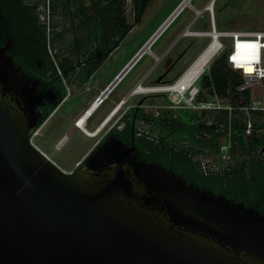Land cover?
Masks as SVG:
<instances>
[{"label":"water","instance_id":"water-1","mask_svg":"<svg viewBox=\"0 0 264 264\" xmlns=\"http://www.w3.org/2000/svg\"><path fill=\"white\" fill-rule=\"evenodd\" d=\"M10 49L0 47V264H264V215L138 161L119 140L72 173L56 166L32 143L39 108L55 97L41 94Z\"/></svg>","mask_w":264,"mask_h":264},{"label":"flooded vegetation","instance_id":"flooded-vegetation-1","mask_svg":"<svg viewBox=\"0 0 264 264\" xmlns=\"http://www.w3.org/2000/svg\"><path fill=\"white\" fill-rule=\"evenodd\" d=\"M6 1L12 16L9 21L12 35L19 31V24L22 25L21 15L24 16V21L35 17L38 21L37 27L42 30L46 28L42 16L49 18L54 14L50 8L54 0H0V4ZM17 4L34 10L21 13L16 8ZM228 5L233 7L231 1L226 4ZM129 6L130 11H133L132 0L129 1ZM120 8L121 13H109L105 16V45L64 46L54 50V62L47 56L43 67L38 62V90L43 95L52 94L55 97L52 103L45 101L39 108L44 114L41 128H45L57 117L53 130L54 134L59 136L57 140L63 148L72 138H76L72 142L75 148L90 150L97 149L110 139H116L134 148L133 154L137 157L138 148L150 141L157 154L162 156L174 146L175 120L183 117L188 128L189 114L204 111L189 108L186 103L189 90L180 96L173 91V87L207 47V30H193L194 26L186 27L168 45L158 49L157 53L149 50L143 53L137 61L140 62L146 57L148 61L140 70L139 78L128 89L120 88L127 75L120 80L119 75L138 54L135 52L130 61L116 69L115 64L120 62L123 56L118 54L121 42L118 46L116 42L135 19L134 13L129 14L125 0ZM56 11L61 20H70L61 8ZM218 11L222 12V9ZM17 13L20 14L19 17ZM6 20L0 8V36ZM214 29L217 31L216 26ZM210 30L212 31V27ZM193 48L196 50L192 52ZM196 53L198 55L192 60ZM196 87L200 92L199 87ZM54 105V110L48 114ZM81 125H84L87 134L79 129ZM183 139L184 142H189L188 135H183ZM258 157L264 160V146L260 148ZM202 158L204 157L200 156L201 161ZM218 161L223 163L222 167L213 164L212 170L220 171L229 162L220 159Z\"/></svg>","mask_w":264,"mask_h":264},{"label":"trees","instance_id":"trees-1","mask_svg":"<svg viewBox=\"0 0 264 264\" xmlns=\"http://www.w3.org/2000/svg\"><path fill=\"white\" fill-rule=\"evenodd\" d=\"M124 0H92L93 13L86 11L85 0H54L51 9L55 13L58 8L63 10L70 28L73 29V45H105L103 33L105 16L109 13H121V3ZM135 19L121 33L116 46L127 36L131 29L140 22L150 0H132ZM6 22L3 33L0 36V47H6L11 42V49L7 52L17 66L26 73L32 81H40L38 62L45 63L46 56L54 62L55 54L50 55L46 28L37 27V19L31 17L24 21L20 16L22 25L15 35L10 34V6L7 1L0 4ZM16 8L21 13L31 12L34 8L17 4ZM17 9V10H18ZM73 17V19H72ZM77 21V24L75 22ZM55 28V27H53ZM54 38L63 40V34L55 33ZM203 88L209 96L220 101L227 102L231 113L227 110L199 111L189 114L188 128L183 117L175 120L174 146L164 155H158L152 142L147 141L138 148V161L148 164L161 165L168 171L182 176L189 185L199 188L201 191H210L215 196H225L235 203H242L246 208L253 209L264 215V160L258 157L260 148L264 146V111L250 113L252 132L246 135L247 116L240 112V108L251 104L249 89L239 90L244 84L239 71L232 70L227 62V55L223 54L214 61L209 69V74L201 76ZM53 93L55 90L52 89ZM199 92L196 102L203 101ZM264 95V94H263ZM264 97V96H263ZM264 99V98H263ZM55 105L49 109L52 112ZM188 135L189 142H184L183 135ZM200 135H204L201 137ZM230 135L231 148L229 151L230 161L220 171L212 170L211 165L222 167L220 159L221 139ZM214 156L213 163L201 161L200 156ZM206 165L208 167H206ZM208 168V169H205Z\"/></svg>","mask_w":264,"mask_h":264},{"label":"rangeland","instance_id":"rangeland-1","mask_svg":"<svg viewBox=\"0 0 264 264\" xmlns=\"http://www.w3.org/2000/svg\"><path fill=\"white\" fill-rule=\"evenodd\" d=\"M126 1V8L130 13L129 1ZM185 0H150L146 7L144 15L140 22L136 24L133 29L127 34V36L120 43V49L118 54H122L120 62L115 64L116 69L121 68L125 63L130 61L131 56L135 52H140L146 43L155 35V33L164 25L165 22L171 17V15L182 5ZM210 0H191L187 6H185L177 17L162 31L159 37L150 47V51L156 52L158 48L168 45L176 35L181 32L187 25L195 18L194 10H201ZM231 1V5L226 6ZM47 4V2H46ZM86 11L93 13L94 5L92 0H85ZM215 4V25L218 33L221 32H252V31H264V0H214ZM222 12H219V9ZM47 9V6H46ZM214 11V10H213ZM57 12V11H56ZM51 14L49 18L42 16L46 23V35L48 40L49 54L54 56V50H57L64 46L73 45L74 30L70 28L68 20H61L58 18L57 13ZM77 24V21L75 22ZM55 27V28H53ZM206 29L207 33H212L210 16L206 13L199 22L192 28L193 30ZM63 34V40L55 38L53 34ZM219 41L222 44V49L214 57L212 61L228 54L230 48V40L221 38ZM211 43V38L208 36L205 39V44L208 46ZM198 53L194 54L192 60ZM147 57L140 62H136L126 73V78L120 88L126 87L128 89L139 78V72L144 67ZM212 61L205 70V75L209 74V69ZM131 62V61H130ZM245 74H252L254 69L252 66H243ZM203 80H198L195 86L200 89V98L202 100H208L212 103V106L220 105L221 107L227 106V102L218 101V99L209 96L208 91L203 88ZM201 84V86H199ZM251 94V102H257L261 99L264 93V83L261 85H255L249 87ZM193 110V109H191ZM57 117L52 119L45 128H40L38 132L33 136L32 143L44 153L56 166L62 171L69 174L74 172L79 165L85 160V158L91 153L92 150L86 148H75L72 142L76 138H72L71 142L64 148L58 142V138L54 134V121ZM221 139L220 142H222ZM76 145V144H75ZM77 146V145H76ZM60 147V148H58ZM214 156H206L205 163H213Z\"/></svg>","mask_w":264,"mask_h":264},{"label":"built area","instance_id":"built-area-1","mask_svg":"<svg viewBox=\"0 0 264 264\" xmlns=\"http://www.w3.org/2000/svg\"><path fill=\"white\" fill-rule=\"evenodd\" d=\"M205 9L209 10L207 7ZM209 13L212 19L213 13L211 11H209ZM212 32H215L214 27H212ZM207 34L208 33H206V35ZM219 34L221 35L219 39L226 38L231 42L227 54V62L230 68L232 70L239 71L243 78L244 84L239 88V90L249 89V87L251 86L261 85L262 83H264V31H233L221 32ZM243 66H252L254 69L253 74H245ZM188 90L189 96L188 98H186V103L190 109H201L204 111H220L227 109L231 113V108L225 106L221 107L218 104L217 106L213 107L212 103L209 101L197 103L196 98L199 94V91L196 86H194L193 88H189ZM263 96L264 95H262L259 101H255L253 103L251 102L248 107L239 109L240 112L244 113L247 116L246 135H250L252 132V121L250 118V113L255 111H264ZM79 129L87 134L84 125L79 126ZM231 145L232 142L230 135L223 138L219 149L221 161H230L229 151ZM202 161H205V158H202ZM204 164L206 163L204 162ZM206 167L208 166L206 165Z\"/></svg>","mask_w":264,"mask_h":264},{"label":"bare ground","instance_id":"bare-ground-1","mask_svg":"<svg viewBox=\"0 0 264 264\" xmlns=\"http://www.w3.org/2000/svg\"><path fill=\"white\" fill-rule=\"evenodd\" d=\"M212 8H213V6L210 4L208 9L210 11H213ZM208 36L211 38L210 47L200 57V59L198 61H196V63L193 65V67L190 68L188 70V72L174 85L173 91L176 94L182 96V94L185 91H187L189 88H193L195 86L196 82L198 81V79L204 74V72L207 69L210 62L214 59V57L222 49V44L219 41V37L221 35L217 31H215L213 34L211 33V34L206 35V37H208ZM193 93H194V91H193ZM58 148H60V147H58Z\"/></svg>","mask_w":264,"mask_h":264},{"label":"crops","instance_id":"crops-1","mask_svg":"<svg viewBox=\"0 0 264 264\" xmlns=\"http://www.w3.org/2000/svg\"><path fill=\"white\" fill-rule=\"evenodd\" d=\"M210 2H213L212 3V6H213V8H212V10H214V11H211L212 13H213V18L211 19V17H210V24H211V27H215L216 25H215V4H214V0H210L204 7H203V9H201V10H194L195 11V18L187 25V27H192V26H195L196 24H197V22H199L200 20H201V18L206 14V13H208L209 14V16H210V13H209V11L210 10H206L205 8L207 7V5L210 3ZM162 47H160V48H158V49H161ZM150 49V48H149ZM193 50H196V48H193L192 49V52H193ZM150 51V50H149ZM205 73V72H204ZM201 78V77H200ZM199 78V79H200ZM198 79V80H199Z\"/></svg>","mask_w":264,"mask_h":264}]
</instances>
